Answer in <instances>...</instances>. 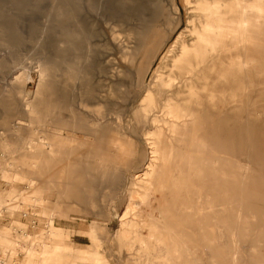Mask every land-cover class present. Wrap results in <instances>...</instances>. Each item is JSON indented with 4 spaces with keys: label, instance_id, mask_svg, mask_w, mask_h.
<instances>
[{
    "label": "rangeland",
    "instance_id": "1",
    "mask_svg": "<svg viewBox=\"0 0 264 264\" xmlns=\"http://www.w3.org/2000/svg\"><path fill=\"white\" fill-rule=\"evenodd\" d=\"M86 1L80 0V10L69 12L42 41L41 48L51 62L47 88L40 87L27 97L20 69L7 76L0 72V161L1 150L5 154L0 170V210L6 209L0 214V230L6 236L0 238V258L7 254L6 264H46L51 250L46 251L45 238L57 226L69 231L67 242L74 243V258L79 260L66 253L67 264H214L219 253L226 259L222 264H233L231 257L237 250L243 264H264V186L253 176L263 168L255 160L248 165L241 162L239 144L237 150L233 146L226 151L221 140L224 128L214 108L215 94L226 91L223 82L237 80L235 86L230 83L233 91H240L243 68L251 73V90L256 87L253 72L258 73L259 86L264 88V49L254 57L249 51L244 66L239 45L242 40L246 45L259 39L264 46V0H134L133 5L97 0L102 14L111 13L119 41L110 34L112 26L100 9L89 12ZM52 4L53 0L4 4L6 16L21 19L18 29L24 33L20 52H2L4 64L12 66L26 59L33 49L30 37H36L30 30L37 29L35 23L43 24L42 16L50 13ZM120 7L151 28L150 41L141 46L121 33L130 24L119 21ZM71 16H78L84 33L91 30L94 35L89 41V62L82 55L76 65L77 70L83 68L77 81L67 80L68 67L63 62L69 60V53L56 52L59 39L63 46L74 40L69 43L68 34L61 35L65 23H70L68 31L79 29ZM167 26L174 29L160 46V32ZM9 27L3 24V28ZM80 39L74 41L73 49L86 46V40ZM223 57L226 62H219ZM142 78L147 79L145 87ZM257 115L264 119V114ZM7 128L12 142L22 141L17 151L1 143ZM173 144L186 155L173 156ZM8 162L20 168L21 176H7ZM225 164L232 170L231 177L226 178ZM90 165L95 170L90 171ZM115 170L122 172L116 181L101 176L102 171ZM52 173L63 175L62 189L50 185L48 175ZM90 175L98 180L91 182ZM30 176L33 186L28 182ZM92 186L98 192L96 205L86 197ZM32 189L35 192H28ZM73 190L74 197L70 195ZM109 190L113 199L105 196ZM50 209L61 212V216L54 214L51 231ZM20 251L24 255L17 256ZM92 252H97V262L86 261L87 256L94 257L89 255Z\"/></svg>",
    "mask_w": 264,
    "mask_h": 264
},
{
    "label": "bare ground",
    "instance_id": "2",
    "mask_svg": "<svg viewBox=\"0 0 264 264\" xmlns=\"http://www.w3.org/2000/svg\"><path fill=\"white\" fill-rule=\"evenodd\" d=\"M9 1H11V0H0V72L1 73H5L6 74V76H7V74H9V73H13V72H15V71H17L18 69H20V71H22L23 73H24V75H23V79H24V82L25 83H27V85L25 84V85H23L22 87H23V91H24V93H25V95L28 97V96H34L35 95V93L36 92H38V90L37 89H39L40 87H45V88H47V86H48V83H47V80H48V78H49V74H48V71H49V69H50V59L48 60V57H47V55H46V53H45V50H44V48H41L42 47V41L45 39V37L51 32V31H53L52 30V28H54V26H56L55 24L57 23V22H61V21H65V19H67L68 17H67V15L69 14V12H74V11H76L75 9H77L78 8V2L80 1H78L77 2V0H53V4H52V6H51V11H50V13H48V14H46V15H43L42 16V23L43 24H40V23H35V24H37L38 25V27H37V29L36 30H30L31 31V33H36V34H34V35H36V37H30V40L32 41V43H33V49L31 50V52L29 53V55L26 57V59L25 58H23V59H25V60H23V59H21V60H19V62L16 64V65H12V66H10V65H6V64H4V62H3V60H2V58H1V56H2V52L5 50H13V51H16V52H20V48H19V43L22 41V39H23V37H24V33H22L19 29H18V25H19V23H20V21H21V19L18 17V16H16V15H14V16H12V17H8V16H6V14H5V12H3L4 11V4L5 3H7V2H9ZM82 1V0H81ZM121 1V0H120ZM123 2L122 3H127V2H130L131 4H132V2L134 1V0H122ZM140 1V0H139ZM139 1H138V3H139ZM149 1H151V0H149ZM173 1V0H172ZM110 2V1H109ZM116 2V1H115ZM141 2V1H140ZM146 2V1H145ZM154 2V1H153ZM46 3V2H45ZM86 3H87V8L89 9V12H94V10H96L95 12H97V9H100V11H98V12H100V15H102L103 17H105V19H106V21H107V23H108V25L109 24H111V22L113 21L112 20V16H110L109 17V15L111 14V13H109V15H106V14H102V9L100 8V5H99V3L97 2V0H87L86 1ZM113 3H114V0H113ZM112 3V4H113ZM121 3V4H122ZM246 3V2H245ZM50 4V3H49ZM119 4H120V2H119ZM121 4H120V6H121ZM128 4V3H127ZM126 4V5H127ZM135 4V3H134ZM140 4V3H139ZM117 5H118V3H117ZM125 5V4H124ZM133 5V4H132ZM104 6V5H103ZM114 6V5H113ZM129 6V5H128ZM138 6V5H137ZM163 6V5H162ZM168 6V5H167ZM173 6V5H172ZM13 7V6H12ZM24 7H26V6H22V8H24ZM107 7V6H106ZM122 7H123V5H122ZM127 7V6H126ZM130 7V6H129ZM132 7V6H131ZM130 7V8H131ZM134 7V6H133ZM165 7V6H164ZM245 8H246V6H245ZM19 9H21V8H19ZM79 9V8H78ZM77 9V10H78ZM120 9L121 10H119V14L117 15V16H119V21L120 20H123V21H125V22H127L128 24H130V26L129 27H127V29H123L122 30V34L124 35V36H127L126 38L130 41V40H133V41H136L138 44H141V46H143L144 45V43H145V41L146 40H149L150 39V31H152L151 30V28L147 25H145V24H142V22H140V21H135L136 19H135V17L134 16H132V14H131V12L129 13V11H127V10H125V8L122 10V8L120 7ZM128 9V8H127ZM132 9V8H131ZM133 9H135V8H133ZM178 9V8H177ZM247 9V8H246ZM80 10V9H79ZM113 10V9H112ZM117 10H118V8H117ZM175 10V9H174ZM104 11V10H103ZM135 11V10H134ZM168 11V10H167ZM178 11V10H177ZM209 11V10H208ZM16 12H18L17 10H15V13ZM37 12V11H36ZM136 12V11H135ZM74 13H77V11L76 12H74ZM117 13V12H116ZM79 14V13H78ZM89 14V13H88ZM140 14V13H139ZM244 14H246V12H244ZM253 14V13H252ZM73 15H76V14H73ZM106 15V16H105ZM148 15V14H147ZM166 15V14H165ZM173 15V14H172ZM88 16H90V15H88ZM98 16V15H97ZM161 16V15H160ZM168 16V15H167ZM215 16V15H214ZM177 18V17H176ZM72 19H74L75 20V22H76V24L78 25V27H79V29L77 30L76 28V31H73L74 29H72V32L71 31H68L69 29H68V26H69V24L70 23H68L67 25H66V23H65V25L61 28V35L63 36V34H68V36H69V39L67 40V42H69L70 43V41L72 40V39H74L73 41H72V43H70L69 45H64L63 46V43H62V41L59 39V44H58V46H59V49H58V51H56V52H59L58 54L59 55H64V56H66V53L68 52L69 53V62L67 61L66 63L65 62H63L64 64H66L67 65V67H68V72H69V75H68V78H67V80H72V81H77V79L79 78V75L83 72L82 70H83V68L81 69V68H79L78 70L76 69V65L78 64V62L81 60L79 57H81L82 55H84L85 56V58L87 57V63L89 62V59H88V57H89V54H90V52H91V45H90V40L92 39V40H94V35L91 33V30L90 31H85V33L83 32V27H82V25H81V22H80V20L78 19V16H71L70 17V21L72 20ZM103 19V18H102ZM171 19H173V18H171ZM175 19V18H174ZM100 20V19H99ZM28 21H32V20H28ZM41 21V20H40ZM69 21V22H70ZM98 21V20H97ZM158 21V20H157ZM156 21V22H157ZM166 21H169V20H166ZM172 21V20H171ZM174 21V20H173ZM179 21H180V19H179ZM102 22V21H101ZM245 22H246V20H245ZM95 23V22H94ZM106 23V24H107ZM166 23H168V22H166ZM3 24H8L10 27L9 28H3ZM28 24V23H27ZM105 24V23H104ZM123 24V23H122ZM178 24V23H177ZM181 24V23H180ZM115 25H116V23H115ZM118 25V24H117ZM126 24H124V26H125ZM164 25V24H163ZM167 25V24H166ZM105 26H107V25H105ZM111 26H112V24H111ZM160 26H161V24H160ZM178 26V25H177ZM211 26V25H210ZM29 27V26H28ZM118 27V26H117ZM163 27V26H162ZM180 27V26H179ZM107 28V27H106ZM159 28V27H158ZM166 29L165 30H163L162 31V33L160 32V34H161V43H159V44H161L160 46H162V44L170 37V34H171V32L173 31V29H174V26H167V27H165ZM60 29V28H59ZM93 29V28H92ZM120 29V28H119ZM177 29V28H176ZM98 30V29H97ZM101 30H102V28H101ZM107 30V29H106ZM155 30V29H154ZM162 30V29H161ZM33 31V32H32ZM110 31H111V33L110 34H113L114 35V38L116 39V40H118V39H120L119 38V35L117 34V32H116V27L113 25L112 27H110ZM157 31V30H156ZM82 32L84 33V36H82L81 37V34H82ZM97 32V31H96ZM101 32V31H100ZM158 32V31H157ZM256 32V31H255ZM95 34V33H94ZM104 34H107L108 35V33H104ZM224 34V33H223ZM54 35H56V32H55V34ZM60 35V34H59ZM80 35V36H79ZM83 35V34H82ZM157 35V34H156ZM58 36V35H57ZM100 36V35H99ZM159 36V35H158ZM100 37H102V35L100 36ZM105 37H107V36H105ZM80 38H82V39H84V41L85 42H87L85 45V47H83V48H78V47H80V46H75L76 48L75 49H73V47L72 46H74V43L78 40V39H80ZM104 38V37H103ZM125 38V39H126ZM97 39V38H96ZM81 40V39H80ZM113 40V39H112ZM121 40V39H120ZM127 40V41H128ZM27 41V40H26ZM29 41V40H28ZM75 41V42H74ZM119 41V40H118ZM150 41V40H149ZM201 41V40H200ZM215 41V40H214ZM30 42V41H29ZM110 42V41H109ZM114 42V41H113ZM148 42V41H147ZM31 43V44H32ZM80 43V42H79ZM82 44H83V42H81ZM104 44H105V42H103ZM111 43V42H110ZM120 43V42H119ZM130 43V42H129ZM150 43V42H149ZM117 44V43H116ZM121 44V43H120ZM136 44V43H135ZM78 45H80V44H78ZM94 45V44H93ZM107 45V44H106ZM150 45V44H149ZM21 46V45H20ZM134 46V45H133ZM140 46V45H139ZM180 46V45H179ZM81 47H82V45H81ZM104 47V46H103ZM128 47V46H127ZM56 48H57V46H56ZM105 48V47H104ZM103 48V49H104ZM120 48H122V51L124 52L125 51V53H127V49H126V47H120ZM131 48H132V45H131ZM25 49V48H24ZM109 49V48H108ZM130 49V48H129ZM141 49V48H140ZM149 49V48H148ZM154 49V48H153ZM159 49V48H158ZM105 50V49H104ZM107 50V49H106ZM112 50H113V48H112ZM111 50V51H112ZM121 50V49H120ZM136 50H137V47H136ZM171 50V49H170ZM111 51H108V52H110L111 53ZM137 51H139V50H137ZM141 51V50H140ZM23 52V51H22ZM54 52V51H53ZM108 52H107V54H108ZM121 52V51H120ZM131 52V51H130ZM129 52V53H130ZM27 53V52H26ZM71 53V54H70ZM136 53V52H135ZM161 53V52H160ZM56 54V53H55ZM58 54H57V56H58ZM128 54V53H127ZM126 54V55H127ZM132 54V53H131ZM140 54V53H139ZM152 54V53H151ZM150 54V55H151ZM155 54H156V52H155ZM91 56H92V54H91ZM136 56V55H135ZM139 56V55H138ZM147 56V55H146ZM18 57V56H17ZM60 57V56H59ZM111 57H112V55H111ZM123 57V56H122ZM114 58V57H113ZM155 58V57H154ZM56 59V58H55ZM64 59H66V58H64ZM115 59V58H114ZM141 59V58H140ZM148 59V58H147ZM110 60V59H109ZM135 60V59H134ZM133 60V61H134ZM137 60H138V58H137ZM54 61V60H53ZM108 61V60H107ZM111 61V60H110ZM115 61V60H114ZM123 61V60H122ZM136 61V60H135ZM142 61V60H141ZM148 61H149V59H148ZM163 62V61H162ZM86 63V64H87ZM149 63V62H148ZM63 64V65H64ZM162 64V63H161ZM131 65V64H130ZM172 65V64H171ZM129 66V65H128ZM151 66V65H150ZM86 68H85V70H88V64H87V66H85ZM112 68H113V66H111ZM110 67V68H111ZM140 67V66H139ZM161 67V66H160ZM150 69V68H149ZM67 70V69H66ZM65 70V71H66ZM19 71V70H18ZM64 71V72H65ZM63 72V71H62ZM87 72V71H86ZM147 72H148V70H147ZM75 73V76H73V74ZM68 74V73H67ZM67 74H65V75H67ZM112 74H113V72H112ZM138 74V73H137ZM86 75H88V73L86 74ZM147 75V74H146ZM4 78V77H3ZM112 78V77H111ZM8 79V78H7ZM17 79V78H16ZM5 80H6V78H5ZM147 80V79H146ZM146 80L144 79V78H142L141 80H140V82H141V84L143 85L142 87H145L146 86ZM102 81V80H101ZM109 82V81H108ZM22 83V82H21ZM152 86V85H151ZM124 87V86H123ZM122 87V88H123ZM112 89V88H111ZM37 90V91H36ZM164 90V89H163ZM36 91V92H35ZM113 91V90H112ZM123 91H124V89H123ZM161 91V90H160ZM249 91V90H248ZM24 95V94H23ZM25 96V97H26ZM26 97V98H27ZM30 98H32V97H30ZM163 98V97H162ZM166 98V97H165ZM26 99L24 98V103H27L26 101H25ZM80 103V102H79ZM160 103V102H159ZM27 104H30V103H27ZM160 105H162V104H160ZM28 106V105H27ZM105 108V107H104ZM32 109V108H31ZM39 110V109H38ZM107 111V110H106ZM39 112V111H38ZM109 112V111H108ZM160 114V113H159ZM156 115V114H155ZM262 115V114H261ZM134 116V115H133ZM158 116V115H157ZM160 117V116H159ZM118 118V117H117ZM83 122V121H82ZM203 124V123H202ZM146 125V124H145ZM234 125V124H233ZM56 127V126H55ZM145 131V130H144ZM7 133H9V132H7V131H5V132H2V139H4L5 137H6V134ZM1 134V133H0ZM112 134V133H111ZM95 137L96 138H98V136H97V134L95 135ZM11 138V137H10ZM198 139V138H197ZM134 142V141H133ZM81 146V145H80ZM174 146H175V144H174ZM199 146V145H198ZM68 147V146H67ZM176 149V148H175ZM127 151V150H126ZM185 153V152H184ZM149 154V153H148ZM1 155H2V159H1V161H0V170L1 169H3V167H4V160H5V154H4V152L1 150ZM68 159V158H67ZM234 161V160H233ZM35 162V161H34ZM228 162V161H227ZM208 164V163H207ZM219 165V164H218ZM35 166V165H34ZM195 166V165H194ZM197 166V165H196ZM251 166V165H250ZM39 167V166H38ZM7 168H9V169H13V168H15L16 169V171H18L20 168L18 167V166H15L14 165V163H12V162H9L8 163V166H7ZM217 168V167H216ZM37 169V168H36ZM148 169V168H147ZM148 170H150V169H148ZM144 171V170H143ZM216 171V170H215ZM241 172V171H240ZM218 173V172H217ZM224 173V172H223ZM225 173H227V172H225ZM233 175V174H232ZM119 176V175H118ZM244 176H246V175H244ZM231 177V176H230ZM241 177V176H240ZM30 178V177H29ZM119 178V177H118ZM216 178V177H215ZM132 179V178H131ZM211 179V178H210ZM191 180V179H190ZM208 180V179H207ZM29 182V181H28ZM193 182V181H192ZM211 182V181H210ZM235 182V181H234ZM30 186H33V184L32 183H34V180H33V178H31L30 179ZM131 183V182H130ZM206 183V182H205ZM235 184V183H234ZM131 185V184H130ZM161 185V184H160ZM196 185V184H195ZM202 186V185H201ZM53 187H56V189H62V186H53ZM161 187H162V185H161ZM29 189H30V187H29ZM155 189V188H154ZM243 190V189H242ZM241 190V191H242ZM33 189L32 190H29L28 192H31V193H33ZM56 191V190H55ZM59 191V190H58ZM155 191V190H154ZM157 191V190H156ZM155 191V192H156ZM35 192V191H34ZM59 192H61V191H59ZM243 192V191H242ZM14 193V192H13ZM22 193V192H21ZM64 193V192H63ZM208 193V192H207ZM65 195V194H64ZM70 195L71 196H75V194H73L71 191H70ZM90 195V194H89ZM112 195V194H111ZM63 196V195H62ZM97 196V195H96ZM14 197H16V195L14 196ZM21 197V196H20ZM95 197V196H94ZM124 197V196H123ZM113 198V197H112ZM158 198V197H157ZM96 199V198H95ZM95 199H92V198H90V200L89 201H91L94 205L96 204V201H95ZM230 199V198H229ZM159 201V200H158ZM231 202V201H230ZM4 203V202H3ZM113 203V202H112ZM174 203V202H173ZM139 204V203H138ZM147 204V203H146ZM142 205L144 206V204H143V202H142ZM2 206H4V204H2ZM140 206H141V204H140ZM147 206H148V204H147ZM5 207V206H4ZM77 207V206H76ZM55 208V207H54ZM141 208V207H140ZM155 208V207H154ZM153 208V209H154ZM220 208V207H219ZM241 208V207H240ZM63 209V208H62ZM210 209V208H209ZM6 210V209H5ZM4 210V208L3 209H1L0 210V214L3 212V211H5ZM51 210V209H50ZM9 211V210H8ZM171 211V210H170ZM51 212L52 213H50V221H49V224H48V226H49V230L51 231V228H53L55 225V220H54V217L53 216H61V212H57L56 210H51ZM198 212V211H197ZM201 212H202V210H201ZM200 212V213H201ZM7 213V212H6ZM65 213V212H64ZM217 213V212H216ZM55 214V215H54ZM205 214V213H204ZM251 214H252V212H251ZM157 215V214H156ZM2 216V215H1ZM183 216V215H182ZM159 217V216H158ZM185 217V216H184ZM228 217V216H227ZM111 218V217H110ZM183 218V217H182ZM56 219V218H55ZM163 219H165V218H163ZM200 219H202V216H201V218ZM212 219V218H211ZM236 219V218H235ZM166 220V219H165ZM164 220V221H165ZM189 220V219H188ZM263 220V219H262ZM157 221V220H156ZM191 221V220H190ZM224 221V220H223ZM239 223V222H238ZM264 223V222H263ZM167 224V223H166ZM54 225V226H53ZM162 225H163V223H162ZM241 225V224H240ZM47 226V227H48ZM166 226V225H165ZM170 226V225H169ZM226 226V225H225ZM33 227H34V225H33ZM166 227H168V226H166ZM227 227V226H226ZM229 227V226H228ZM235 227V226H234ZM59 228V227H58ZM169 228V227H168ZM172 228V227H171ZM181 228V227H180ZM205 228V227H204ZM16 230H17V232H20L21 234L22 233H24V230L21 228H15ZM222 229V228H221ZM237 229V228H236ZM235 229V230H236ZM56 230H57V228H56ZM173 230V229H172ZM48 231V230H47ZM46 231V232H47ZM58 231V230H57ZM193 231V230H192ZM223 231V230H222ZM221 231V232H222ZM238 231V230H237ZM57 233V232H56ZM119 233V232H118ZM197 233V232H196ZM195 233V234H196ZM7 235V234H6ZM52 235H55V234H52ZM51 235V236H52ZM59 235V234H58ZM114 235V234H113ZM204 235V234H203ZM231 235V234H230ZM6 236H4V233H2L1 232V230H0V238H5ZM49 237V236H48ZM53 237V236H52ZM59 237V236H58ZM57 237V238H58ZM237 237V236H236ZM116 238V237H115ZM120 238V237H119ZM184 238V237H183ZM196 238V237H195ZM238 238V237H237ZM52 239V238H51ZM54 239H56V238H54ZM61 239V238H60ZM234 239H235V237H234ZM2 240V239H1ZM53 240V239H52ZM63 240V239H62ZM110 240V239H109ZM219 240V239H218ZM19 241V240H18ZM48 241V240H47ZM117 241V240H116ZM213 241V240H212ZM44 242V241H43ZM52 242V241H51ZM58 242V241H57ZM218 242V241H217ZM223 242V241H222ZM184 243V242H183ZM187 243V242H186ZM234 243H236V242H234ZM234 243H233V245H234ZM195 244V243H194ZM222 244V243H221ZM44 245V244H43ZM53 245V244H52ZM215 245V244H214ZM219 245V244H218ZM111 246V245H110ZM227 246V245H226ZM238 246H239V244H238ZM47 247V246H46ZM107 247V246H106ZM128 247H129V245H128ZM195 247V246H194ZM229 246H227V248H228ZM65 248V247H64ZM230 248V247H229ZM232 248V247H231ZM195 249H196V247H195ZM103 250V249H102ZM107 250V249H106ZM167 250H169V249H167ZM237 250V249H236ZM52 251V250H51ZM216 251H218V250H216ZM168 252H170L171 253V250H169ZM223 252V251H222ZM235 252V251H234ZM256 253H259V252H256ZM19 254H23V252L22 251H20V252H18V254H17V256L19 255ZM56 254V253H55ZM230 254H231V252H230ZM230 254H229V256H230ZM24 255V254H23ZM61 255V254H60ZM63 255V254H62ZM219 255H221L220 253H219ZM216 256V262L218 261V260H220L219 261V263L218 264H222V262H224V260H226V259H224L222 256ZM224 255V254H223ZM174 256V255H173ZM172 256V257H173ZM199 256V255H198ZM211 256V255H210ZM263 256V255H262ZM7 254H4V257L3 258H0V264H6L7 263ZM41 257V256H40ZM44 257V256H43ZM57 257V256H56ZM64 257V256H63ZM65 257H66V255H65ZM151 257V256H150ZM196 257V256H195ZM212 257V256H211ZM61 258V257H60ZM60 258H58V260L60 259ZM199 258H201V257H199ZM67 259V258H66ZM170 259V258H169ZM176 259V258H175ZM195 259V258H194ZM228 259V258H227ZM243 258H241V253L237 250L235 253H233V255H232V257H231V260H232V263L233 264H243V260H242ZM246 259V258H245ZM252 259V258H251ZM264 259V258H263ZM52 260V259H51ZM198 260V259H197ZM202 260V259H201ZM200 260V261H201ZM255 260V259H254ZM258 260V259H257ZM48 261V260H47ZM174 261V260H173ZM204 261V260H203ZM227 261H230L229 259L227 260ZM129 262V261H128ZM195 262V261H194ZM214 263V264H217V263ZM221 262V263H220ZM259 262H261V261H259ZM108 263V262H107ZM196 263V262H195ZM198 263V262H197ZM213 263V262H212ZM258 263V262H257ZM256 263V264H257ZM127 264H130V263H127ZM201 264H203V263H201ZM224 264V263H223ZM228 264V263H227Z\"/></svg>",
    "mask_w": 264,
    "mask_h": 264
},
{
    "label": "crops",
    "instance_id": "3",
    "mask_svg": "<svg viewBox=\"0 0 264 264\" xmlns=\"http://www.w3.org/2000/svg\"><path fill=\"white\" fill-rule=\"evenodd\" d=\"M258 41H260V40L259 39H255V40L252 39L251 43L246 42V45H245V43L242 40L241 44H239L242 47V49H241V54H242L241 60L244 64V66H245L246 62L249 60V51H251V54L254 57L255 55L258 56V52L262 51L264 49V46L262 44L260 45L258 43ZM228 45H233V42H230V44H228ZM244 46H246V48ZM226 60H227V58L223 57L222 60H218V61L219 62H226ZM224 69L227 70V68H224ZM233 73H236V72L234 71ZM252 76H255V77H253V81L255 82L254 86H256L252 90L250 88V81L252 80L251 79V73L244 70V68L242 69L241 76H240V91H233L234 88L231 85V83H232L235 86V84L238 83L237 80H235L234 82L231 80H228L229 82H223V84L226 88V91H225V93L215 94V97H214L215 106H214V108L216 110V116L218 115V117L221 120L220 125L223 126V128H224V130L222 131L223 134H221V136H223L221 138V140H224V142L226 144V151H228V149L233 150V146H235L234 150H237L238 147L240 146L239 149L241 151H240V155H238L237 158L239 160H241V162H244L247 165L249 164V160H255V162H257V166L259 168H261V167L263 168L262 170L259 169L258 171H255V174L253 176H256V178L258 177L259 179H257V180L260 182L261 186H262V184L264 186V154L262 153L263 148H264V119H262L261 117H259V115H257V114H260V115L264 114V91L262 90L264 88L259 86L260 84L258 83L259 82L258 81V77H259L258 73L253 72ZM232 96H234V98ZM217 112H219V113H217ZM237 126H239V129L236 128ZM6 131L9 133L6 134V137L4 139H2L1 143L4 146H6L8 149H10L11 151H17L20 148L22 141L20 139H17L16 141L12 142L11 138H10L11 129L7 128ZM97 136L99 139H104L103 135L97 134ZM238 144H239V146H238ZM173 147H174L173 156H175L176 158H181V157H183V155H186L185 150L180 151L178 149L179 146L175 147L173 144ZM68 154L70 155L71 153L69 152ZM230 157L232 158V156H230ZM193 160L194 159L192 158V161ZM18 163H19V161H18ZM187 163L189 164V162H187ZM225 166H226L225 172H227V173H225V175H226V178H228L230 175H232V172H231L232 170L228 169L227 164H225ZM89 170L93 171V170H95V168L92 167V165H90ZM7 172H8L7 173L8 177L13 176L12 173H14L16 176H18L17 173H19L20 174L19 176H21V173L19 171L12 172L10 169H7ZM121 175H122L121 170H115L112 173H109L107 171L106 172L102 171V174H101V176H103V177H107V176L111 177L112 181H116L118 179V177H120ZM244 175H246V173ZM90 176H91V178H90L91 182L93 181V183H94V182H96V180H98L96 177H94L92 175H90ZM3 177L1 178V181H4ZM31 178H33V177L30 176V178L28 179L29 182H30ZM62 178H63L62 174H61V176H60V174H56V173H54V174L52 173V174L48 175V181H49L50 185L52 184V186L56 185V186H62L63 187V184H61L62 183L61 180L64 181V179H62ZM33 180H34V178H33ZM260 184L258 186H260ZM1 189L2 188L0 187V190ZM71 192L73 194H75V190H73ZM110 192H111L110 190L107 193L105 192V196H107L110 199H113L114 194L110 193ZM89 194L91 195L90 197H89ZM86 197L89 200H90V198H92V199L96 198L95 201L97 204L98 192H97L96 186L90 187V189L88 190V196H86ZM33 205L35 206V203ZM55 228H57V230H58V231L56 230L54 233H52L55 235L50 234V235H48L49 237L45 238L46 239L45 243L49 246V248H47L46 251L52 250V251H50L51 256L48 259V261H46V264H61L63 262H66L64 264L69 263V259L67 258V256L65 257L66 253H69L71 255V258H73L74 260H77V257L74 258V256H75L74 249H73L74 243L67 242V239L69 237L68 236L69 231H66V230L63 231L60 228H58L57 226H55ZM54 238H56V239H54ZM44 251L40 254L41 258L43 257ZM89 255H93L94 257L89 258V256H87L88 257L86 259L87 262H90L91 260L93 262L98 261V259L95 258V256L97 255V252L96 253L92 252L91 254L89 253ZM58 258H60V259L58 260ZM77 261H79V260H77ZM32 264H36V263H32Z\"/></svg>",
    "mask_w": 264,
    "mask_h": 264
}]
</instances>
